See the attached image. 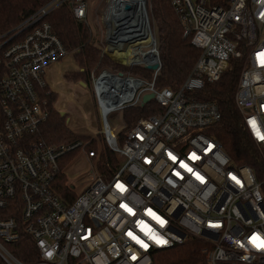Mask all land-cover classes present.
<instances>
[{
	"label": "built area",
	"instance_id": "built-area-1",
	"mask_svg": "<svg viewBox=\"0 0 264 264\" xmlns=\"http://www.w3.org/2000/svg\"><path fill=\"white\" fill-rule=\"evenodd\" d=\"M170 1L184 36L200 51L194 68L179 90L157 88L161 62L154 40L151 50L133 48L146 69L160 66L151 81L110 70L91 73L100 129L93 128L89 142L50 146L33 138L48 117L47 97L56 93L49 74L73 54L44 19L69 3L83 22L87 0H52L0 35V264H160L189 238L206 244L207 264H264V248L251 239L264 240L261 184L250 167L233 163L213 134L222 119L218 104L199 99L232 60L242 61L235 104L264 151V63L258 59L264 53V0ZM131 2L112 0L111 14L117 7L124 13ZM108 21L107 47L124 53L132 45L127 32L115 18ZM150 52L153 60L145 61ZM147 95L153 99L144 103ZM151 101L162 111L132 125L130 110ZM116 113L127 129L122 142L109 123ZM99 135L120 165L109 178L97 170L99 151L87 148ZM75 150L91 171L87 187L70 201L55 183L60 158ZM23 236L34 248L24 251L27 261L14 248Z\"/></svg>",
	"mask_w": 264,
	"mask_h": 264
},
{
	"label": "trees",
	"instance_id": "trees-1",
	"mask_svg": "<svg viewBox=\"0 0 264 264\" xmlns=\"http://www.w3.org/2000/svg\"><path fill=\"white\" fill-rule=\"evenodd\" d=\"M51 1L0 0V35L13 30L24 19L35 14ZM151 8L157 23L161 62L156 86L159 89L169 87L179 90L194 68L200 51L192 45L190 37L184 36L170 0H151ZM44 21L52 26L67 51L74 54V60L81 69L80 71L66 72L64 74L66 80L74 83L81 81L88 85L91 80L90 75L96 67L109 68L112 71L152 80L154 71L141 68L128 69L103 55V48L93 40L90 27L75 18L69 3L52 11ZM242 68V61L232 60L231 68L223 75L222 79L217 83L207 84L199 99L218 104L222 119L213 130V134L222 143L235 165L248 166L253 170L264 195V151H261L251 139L243 124V117L235 104V93ZM74 88L76 87L74 86ZM47 100L48 117L40 126L37 135L33 136L34 139L41 140L50 146H69L80 141L90 140V138L84 137L86 140L75 135L67 127V116H62L54 107L57 100L56 93H51ZM161 111L162 108L156 102L151 101L144 108L131 109L129 118L133 125L140 118L150 117ZM124 118L127 120L126 112ZM117 138L122 142L124 133H120ZM87 148L90 151H99L96 167L103 177H112L119 170L117 156L110 150L103 136L99 135L98 139L89 143ZM76 153H79V150L66 153L60 158L59 174L55 183L59 194L70 198V201L75 200L81 194L74 192L65 173L67 164ZM205 246L203 241L189 238L185 244L168 252V259L160 264H207L203 252ZM16 247L19 249V253L16 252L17 256L26 261L28 259L25 258L24 251H33L34 249L32 241L26 236L22 237L14 248Z\"/></svg>",
	"mask_w": 264,
	"mask_h": 264
},
{
	"label": "rangeland",
	"instance_id": "rangeland-1",
	"mask_svg": "<svg viewBox=\"0 0 264 264\" xmlns=\"http://www.w3.org/2000/svg\"><path fill=\"white\" fill-rule=\"evenodd\" d=\"M111 1L112 0H87L88 11L86 18H84L83 22L90 27L92 31L93 40L97 42V44L101 45V47L103 48L104 51V53H102L103 55L108 56L112 61L122 64L124 67H127L128 69L130 68L146 69V67L142 63H140V60L143 61V58L139 59L137 58V56H135V54L131 55V52L134 51L133 49L134 47L129 49L128 52L130 53L131 56L126 55V58H122L121 56H119L120 51L118 52L116 48L108 49L107 42L109 36L108 34L110 32L108 20L112 12L110 10ZM138 1L140 3V5L138 6V11L141 12L142 14V10H143V13L147 16L146 18L148 21L149 32L148 34L145 33L144 36L148 37L149 41L145 42L146 44H144V40H145L144 38H143V42L141 41L142 39H138L139 41L135 42L134 46L142 48L143 51H148L153 48L152 45L153 41L156 40L157 48H159L157 23L152 13L151 0H142V1L138 0ZM136 3L137 0L135 4ZM148 59L153 60V58L150 57ZM80 70L81 69L74 60V54H71L64 61L54 65V67L52 68L49 74L48 79L51 86L53 87V89L57 94V100L54 104V107L56 111H59L60 113L61 112L66 113L65 116H67V127L71 129V131L75 133V135L81 136L83 139L90 138L89 141H91V139L93 138V133L91 132L93 131V128L94 130L95 127L97 130L100 129L99 127L100 117H99V112L95 101V97L91 88L92 87L91 83H89L86 88L80 84L77 85L78 83H75L76 84L75 85L74 82L66 80L64 78V74L66 72L80 71ZM104 70L112 71L109 68L103 69L102 67H96V69L93 70L92 73L95 76H98ZM91 77L92 76H90V79ZM134 77L144 81H151V79H147L141 76H134ZM74 86L76 88H74ZM109 123L111 128L115 131L116 136H118L120 133L122 134L125 133L126 126L124 123V119L121 116V113H116L110 116ZM90 171H91L90 165L87 163L84 155L79 150V153L73 155V159L69 161L65 170L69 185L73 186L75 193L80 194L87 187L88 185L87 182L89 181L88 176Z\"/></svg>",
	"mask_w": 264,
	"mask_h": 264
},
{
	"label": "bare ground",
	"instance_id": "bare-ground-1",
	"mask_svg": "<svg viewBox=\"0 0 264 264\" xmlns=\"http://www.w3.org/2000/svg\"><path fill=\"white\" fill-rule=\"evenodd\" d=\"M122 1L124 2L125 0H122ZM135 2L136 0H132L131 5H129L130 9L126 10L124 13H122L123 10L117 7L116 10H113V14L110 15V18L111 17L115 18L116 22L120 21V26H122L121 31L127 32V36H128L127 41L128 43H132V45L129 46V49L133 47L135 48L134 43L139 41L138 39H142L141 41L143 42V38H144L145 39L144 44H146L145 42L149 41V38L144 36L145 33L148 34L149 32L148 21L146 18L147 16L143 13V10H142V14L141 12L138 11V6L140 5L139 1L137 0L136 4ZM128 43H124V44H128ZM129 49L126 50L124 53L120 52L119 56H121L122 58H126V55L131 56L132 54H134V51H133L131 52V55H130V53L128 52ZM150 55H152V52L145 55V57L147 56V60L145 61H150L148 59L149 57L151 58Z\"/></svg>",
	"mask_w": 264,
	"mask_h": 264
},
{
	"label": "snow or ice",
	"instance_id": "snow-or-ice-1",
	"mask_svg": "<svg viewBox=\"0 0 264 264\" xmlns=\"http://www.w3.org/2000/svg\"><path fill=\"white\" fill-rule=\"evenodd\" d=\"M258 59L261 60V63H264V53H260V54H258ZM260 139L264 140V135L260 136ZM190 158H191V159H195V158H196V157H195V154H193V156L190 157ZM173 159H175V158L173 157ZM181 167H185V168H186L188 171H190V172L192 171V169H191V168H188L187 165H185V164H181ZM197 179H201V177L197 176ZM117 187H121V186H120V185H117ZM121 207H126V206L122 204ZM126 211L131 212V209L126 208ZM150 214H151V213H150ZM152 215L154 216V214H152ZM154 219H156L160 224H163V223H164V221L161 220L159 217H155V216H154ZM129 235L131 236L132 234L129 233ZM152 238L155 239V242L158 243V244H164V243H166V241H163V240H161V239H156L155 237H152ZM132 239L136 240V242H137L138 244H140L141 247H147L146 244H144L142 241H140L139 239H137L135 236H132ZM251 239H252V242H253V243H256L257 241H259V243H256V246H257L258 248H264V240H261V239H260L259 237H257V236H253ZM49 255H51V253H49Z\"/></svg>",
	"mask_w": 264,
	"mask_h": 264
},
{
	"label": "water",
	"instance_id": "water-1",
	"mask_svg": "<svg viewBox=\"0 0 264 264\" xmlns=\"http://www.w3.org/2000/svg\"><path fill=\"white\" fill-rule=\"evenodd\" d=\"M159 67H160V66H159L158 64H156V65H153V66H149V67H147V69L150 70V71H157V70L159 69ZM80 85H82V86H84V87L87 88V84L84 83V82H80ZM151 99H153V95H147L146 97H144V103H145V102H148V101L151 100ZM65 114H66V113L61 112V115H62V116H65Z\"/></svg>",
	"mask_w": 264,
	"mask_h": 264
},
{
	"label": "crops",
	"instance_id": "crops-1",
	"mask_svg": "<svg viewBox=\"0 0 264 264\" xmlns=\"http://www.w3.org/2000/svg\"><path fill=\"white\" fill-rule=\"evenodd\" d=\"M81 82V81H80ZM80 82H78V84L77 85H79L80 84ZM75 84V83H74ZM76 85V84H75ZM88 125H89V123H88ZM90 128V127H89ZM91 129V128H90Z\"/></svg>",
	"mask_w": 264,
	"mask_h": 264
}]
</instances>
